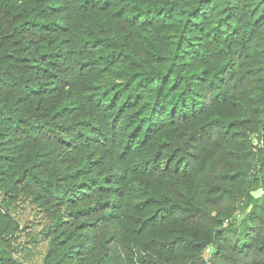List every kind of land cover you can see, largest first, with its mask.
Listing matches in <instances>:
<instances>
[{"label": "trees", "instance_id": "trees-1", "mask_svg": "<svg viewBox=\"0 0 264 264\" xmlns=\"http://www.w3.org/2000/svg\"><path fill=\"white\" fill-rule=\"evenodd\" d=\"M0 197V264L21 197L41 264H264V0H0Z\"/></svg>", "mask_w": 264, "mask_h": 264}, {"label": "rangeland", "instance_id": "rangeland-1", "mask_svg": "<svg viewBox=\"0 0 264 264\" xmlns=\"http://www.w3.org/2000/svg\"><path fill=\"white\" fill-rule=\"evenodd\" d=\"M9 212L20 224V229L15 235V242L19 246L17 257L25 264H41L49 247L46 235L47 220L38 208L24 197H21ZM238 219H241V216L238 215ZM205 256H208L207 252Z\"/></svg>", "mask_w": 264, "mask_h": 264}, {"label": "water", "instance_id": "water-1", "mask_svg": "<svg viewBox=\"0 0 264 264\" xmlns=\"http://www.w3.org/2000/svg\"><path fill=\"white\" fill-rule=\"evenodd\" d=\"M254 141L256 142V139H254ZM262 193H263V189H262V188H258V189L255 190V191H251V195H252L254 198H258Z\"/></svg>", "mask_w": 264, "mask_h": 264}]
</instances>
